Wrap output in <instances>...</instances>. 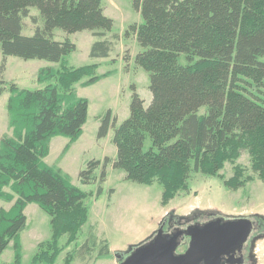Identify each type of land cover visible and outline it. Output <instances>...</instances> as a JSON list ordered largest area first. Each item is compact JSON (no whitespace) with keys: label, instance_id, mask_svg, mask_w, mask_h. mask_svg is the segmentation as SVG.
<instances>
[{"label":"trees","instance_id":"1","mask_svg":"<svg viewBox=\"0 0 264 264\" xmlns=\"http://www.w3.org/2000/svg\"><path fill=\"white\" fill-rule=\"evenodd\" d=\"M131 3L141 21L129 24L122 36H133L141 48L132 60L148 73L151 100L144 106L132 87L124 120L117 123L111 109L98 117L96 137L104 138L112 130L116 155L113 160L105 156L86 162L78 174L81 184L97 179L98 197L105 168L111 163L132 182H159L160 204L165 206L178 191L187 190L191 171L221 178L218 172L224 163L237 159L241 150L248 152L251 170L264 181V0ZM32 7L41 23L32 16L35 26L24 35L23 19ZM112 27L101 0H0V55L60 65L56 70H39L41 88L18 90L10 84L13 95L7 110L16 140L0 141V197L2 186L11 182L17 199L11 214L0 207V253L26 228L27 203H37L50 217V239L39 244L33 262L53 264L60 251L59 238L66 234L67 242H72L86 222L83 200L91 193L69 184L41 159L49 138L75 141L81 135L88 101L72 96L71 87L84 76L88 84L97 80L96 65L71 68L65 64V57L76 49L69 35L87 30L100 38ZM56 29L65 34L62 40L54 38ZM111 45L108 39L94 41L89 57H108ZM124 60L129 62L127 57ZM2 90L0 86V94ZM202 107L205 111L199 114ZM252 179L235 165L233 176L223 178V184L236 190ZM90 239L94 244V236ZM86 246L85 242L82 248ZM99 255L109 256L110 251L102 246ZM64 261L69 264V256Z\"/></svg>","mask_w":264,"mask_h":264},{"label":"rangeland","instance_id":"2","mask_svg":"<svg viewBox=\"0 0 264 264\" xmlns=\"http://www.w3.org/2000/svg\"><path fill=\"white\" fill-rule=\"evenodd\" d=\"M101 5L104 14L113 20L112 31L105 32L100 38L87 30L73 33L71 41L76 49L65 57V64L71 68L96 65L97 80L93 84H88V77L84 76L71 87L72 96L88 101L83 133L75 142L64 136L49 138L47 153L41 159L47 167L59 170L69 184L91 193L83 200L87 208L86 222L72 242H67L66 234L59 238L57 244L60 251L53 264H65L66 256H69V264H118L135 247L152 239L165 218L176 220L184 228L217 218L223 221L250 220L254 228L244 243V252L252 258L246 264H264V181L251 170L246 150H241L233 162L224 163L218 172L221 178L191 171L187 190L178 191L165 206L160 204L162 187L159 182L154 180L150 185L132 182L125 178L123 170L113 169L111 163L105 168V179L100 182L102 192L98 197L95 196L99 184L97 179L90 184H81L78 174L85 168L86 162L102 160L105 156L113 160L116 155V147L111 141L112 130L100 138L102 140L96 137L98 117L111 109L117 123L124 120L129 114L132 87L143 99L144 106L151 100L148 73L136 67L132 60L141 48L133 36H122L129 24L141 21L140 13L133 9L131 0H101ZM32 16L37 18V24L41 23L38 10L30 8L29 16L23 19L24 35L35 26L31 21ZM56 34H63V31L56 29ZM113 34H118V38L113 39ZM98 39L112 42L106 58L89 57L90 47ZM126 57L128 63L124 60ZM179 58L184 61L183 56ZM59 66V63L41 59L23 60L16 56L3 58L0 55V80L3 81L0 85L3 88L0 94V141L4 137L16 140L7 110L8 100L13 95L10 84L14 83L18 90L41 88L44 83L37 81L39 70L44 67L56 70ZM59 91L64 93L61 87ZM204 111L202 107L199 114ZM235 165L244 168V176L253 179L243 187L232 190L223 184V178L233 176ZM95 174L98 176L99 168ZM1 194L0 207L6 214H11L17 199L13 184L10 182L2 186ZM23 213L26 216V228L0 253V264H47L44 261L33 262V257L39 251V244L50 239V217L34 202L27 203ZM92 236L94 244H91ZM85 242L87 246L82 248ZM186 244L181 243L176 253L183 252ZM102 246L110 251L109 256L99 255ZM15 255H18L17 260Z\"/></svg>","mask_w":264,"mask_h":264},{"label":"water","instance_id":"3","mask_svg":"<svg viewBox=\"0 0 264 264\" xmlns=\"http://www.w3.org/2000/svg\"><path fill=\"white\" fill-rule=\"evenodd\" d=\"M251 230L252 222L247 219L223 221L217 218L190 225L183 231L189 237L188 246L177 254L178 237L182 232L164 236L160 225L152 239L135 247L118 264H221V257L239 250Z\"/></svg>","mask_w":264,"mask_h":264},{"label":"flooded vegetation","instance_id":"4","mask_svg":"<svg viewBox=\"0 0 264 264\" xmlns=\"http://www.w3.org/2000/svg\"><path fill=\"white\" fill-rule=\"evenodd\" d=\"M160 225L162 227V235L164 236L166 235L170 236L182 232L181 235H179L178 237L179 239L178 246H180L181 243L186 242L187 244L184 247L183 251L187 248L189 243V237L183 234L185 228L182 225H179V223L176 220L172 221L168 218H165ZM253 226L254 225L252 223V230L254 228ZM244 251H245V247L243 244L239 250L235 249L230 253V255L222 256L221 264H240L239 262H241V264H246L247 260L249 258L251 259L252 257H250L251 255L246 256Z\"/></svg>","mask_w":264,"mask_h":264},{"label":"crops","instance_id":"5","mask_svg":"<svg viewBox=\"0 0 264 264\" xmlns=\"http://www.w3.org/2000/svg\"><path fill=\"white\" fill-rule=\"evenodd\" d=\"M137 12V11H136ZM136 23H138V22H136ZM22 33H23V31H22ZM32 33V31H30L29 33H26L27 35H30ZM53 34H54V38L56 39V40H62V38L65 36V34L63 33V34H56V30H54L53 31ZM71 35H73V34H71ZM71 35H69V38L71 39ZM58 36V37H57ZM71 67V66H70ZM82 133H83V131H82ZM82 135V134H81ZM52 139H54V137L52 138ZM100 140H102V139H100ZM75 142V141H74ZM73 142V143H74Z\"/></svg>","mask_w":264,"mask_h":264}]
</instances>
